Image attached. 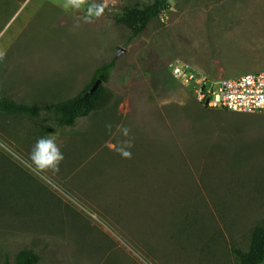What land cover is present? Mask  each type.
Here are the masks:
<instances>
[{
  "label": "rangeland",
  "instance_id": "rangeland-1",
  "mask_svg": "<svg viewBox=\"0 0 264 264\" xmlns=\"http://www.w3.org/2000/svg\"><path fill=\"white\" fill-rule=\"evenodd\" d=\"M135 1L0 0V98L52 104L114 63L104 104L70 127L0 112V264L21 248L35 264H238L264 221V115L204 107L165 66L263 70L264 0H169L133 35L115 14ZM121 124L131 159L114 150ZM41 137L62 146L54 175L28 160Z\"/></svg>",
  "mask_w": 264,
  "mask_h": 264
},
{
  "label": "trees",
  "instance_id": "trees-1",
  "mask_svg": "<svg viewBox=\"0 0 264 264\" xmlns=\"http://www.w3.org/2000/svg\"><path fill=\"white\" fill-rule=\"evenodd\" d=\"M167 3L169 0H137L123 6L115 14L116 20L119 24L127 26L133 35L137 34L144 29L148 21L157 17L158 13L167 7ZM113 64V61H109L97 67L88 85L72 97L48 105L16 103L8 97H2L0 98V112L34 117L48 113L54 117L58 125L70 127L76 119L86 116L89 111L104 104L107 92L103 83L107 74L112 70ZM95 77H98L101 82L87 94L86 91ZM232 254L238 264H264L263 220L250 230L246 248L244 250L235 248ZM37 261V255L29 248L18 249L13 256V264H35Z\"/></svg>",
  "mask_w": 264,
  "mask_h": 264
},
{
  "label": "built area",
  "instance_id": "built-area-1",
  "mask_svg": "<svg viewBox=\"0 0 264 264\" xmlns=\"http://www.w3.org/2000/svg\"><path fill=\"white\" fill-rule=\"evenodd\" d=\"M165 66L171 77L185 85L205 107L264 115V69L229 78H212L177 59L168 60Z\"/></svg>",
  "mask_w": 264,
  "mask_h": 264
},
{
  "label": "clouds",
  "instance_id": "clouds-1",
  "mask_svg": "<svg viewBox=\"0 0 264 264\" xmlns=\"http://www.w3.org/2000/svg\"><path fill=\"white\" fill-rule=\"evenodd\" d=\"M88 4V0H63L60 7L65 10H79ZM90 10L99 15L101 9L97 5L92 7L88 5ZM6 57L5 51H0V62H3ZM106 131L113 132V126L111 124L105 125ZM116 132H118L124 139L117 142L114 150L124 159H131L133 147L132 141L127 139L130 133L124 125H117ZM61 145L57 142L56 137H41L35 141L28 154V160L32 169L40 174H56L59 172L60 164L64 159L63 152L61 151Z\"/></svg>",
  "mask_w": 264,
  "mask_h": 264
},
{
  "label": "water",
  "instance_id": "water-1",
  "mask_svg": "<svg viewBox=\"0 0 264 264\" xmlns=\"http://www.w3.org/2000/svg\"><path fill=\"white\" fill-rule=\"evenodd\" d=\"M122 52V49L120 47H117L116 49V53H115V58L119 56V54ZM93 82L90 84V86L88 87L86 93L88 94L89 92H91L98 83H100V79L98 77H95L93 80Z\"/></svg>",
  "mask_w": 264,
  "mask_h": 264
}]
</instances>
